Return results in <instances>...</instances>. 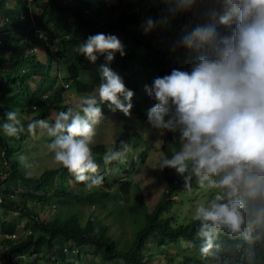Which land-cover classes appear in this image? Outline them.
<instances>
[{
    "label": "trees",
    "instance_id": "trees-1",
    "mask_svg": "<svg viewBox=\"0 0 264 264\" xmlns=\"http://www.w3.org/2000/svg\"><path fill=\"white\" fill-rule=\"evenodd\" d=\"M38 2L17 0L13 5L0 0V231L4 235L21 233L17 239L0 242V258L4 257L7 264H264L260 228L254 234H260L261 240L252 246L222 231L210 251H218L222 242L227 251L211 258L202 255L209 258L206 260L198 258L204 241L197 235L195 208L183 223H175L169 211L176 202L173 195L185 191L184 177L174 168L161 171L163 189L147 209L139 184L131 181L132 167L144 162L147 155L145 146L122 173L113 171L118 161L109 163L112 175L100 172L103 183L93 188L77 182L60 165L32 176L16 159L29 135V121L67 110L60 102L62 91L58 92L57 82L64 83L72 94L89 95L102 83L101 65L107 64L135 96L145 81L151 86L156 77L170 74L174 68L190 70L196 53L184 45V40L197 27H213L220 36L231 34V29L220 23L223 5L216 0H196L184 10L160 0H45L42 11L36 13ZM48 23L51 25L46 27ZM98 33L116 36L124 54L117 51L108 62L106 55L97 53V60L91 62L75 51L77 45ZM39 47L44 50V62L34 52ZM71 56L76 62L65 64V71L58 76V66ZM31 80L37 83L34 90ZM46 95L51 97L41 100ZM134 96L131 114L142 119L141 105ZM40 101L45 107L36 111L34 105ZM101 108L103 112L108 106ZM10 111L17 112L24 125V132L18 136H8L2 127L9 122ZM112 113L124 114L119 110ZM114 137L113 150L128 140L126 131H114ZM176 141H180L179 131L166 133L160 144L162 159L171 158L170 149ZM91 148L93 155L103 159L105 143H93ZM82 204L96 205L115 223L127 221L131 239L127 242L117 236L112 223L102 216L89 213L83 222L74 212ZM255 245L261 249H253L250 260L245 254ZM166 248L174 249L173 253L159 260L155 255ZM50 251L56 254L55 259H51ZM87 253L93 258L86 259Z\"/></svg>",
    "mask_w": 264,
    "mask_h": 264
},
{
    "label": "clouds",
    "instance_id": "clouds-1",
    "mask_svg": "<svg viewBox=\"0 0 264 264\" xmlns=\"http://www.w3.org/2000/svg\"><path fill=\"white\" fill-rule=\"evenodd\" d=\"M160 2L187 10L196 0ZM216 2L224 8L220 23L228 26L231 34L220 36L213 27H197L184 40L196 53L190 70L174 68L170 74L156 77L150 88L145 86L155 101L147 112L149 124L162 133H180V141L170 149L171 158L161 159L158 168L176 169L188 191L193 179L200 188L217 190L214 198L197 205L193 214L199 222L197 235L204 241L200 260L227 251L224 242L218 251H210L222 231L249 246L261 240L260 234H254L257 228L264 234V0ZM75 51L91 62L97 60V53L106 55L108 62L117 51L124 54L120 40L104 33L89 36ZM101 76L102 83L94 93L80 97L75 107L59 111L51 121L36 119L27 124L31 135L39 129L53 138L47 149L54 161L88 188L99 187L104 179L98 174L99 164L91 148L96 126L103 119L101 106L106 104L125 116L131 115L133 107L134 92L118 73L104 64ZM18 116L15 111L7 113L9 122L2 127L8 136L24 132ZM122 144L121 150L104 154L106 165L125 161L131 148ZM178 146L179 151L173 153ZM19 236L20 232L4 235L0 231V242ZM253 249L261 248L255 245L245 255L250 256Z\"/></svg>",
    "mask_w": 264,
    "mask_h": 264
},
{
    "label": "rangeland",
    "instance_id": "rangeland-1",
    "mask_svg": "<svg viewBox=\"0 0 264 264\" xmlns=\"http://www.w3.org/2000/svg\"><path fill=\"white\" fill-rule=\"evenodd\" d=\"M17 0H7V3H13L16 4ZM45 0H39L36 6H34V11L36 13H40L43 9V4ZM107 3H115L116 0H106ZM134 1V0H132ZM48 26L51 25V23L46 24ZM55 47H53L54 49ZM36 53V56L39 60L44 62V50L42 47H39L38 49H35L34 51ZM70 62H76V59L71 56L68 59H66L63 64H60L58 66V76L62 72L65 71V64H68ZM56 66V65H55ZM54 71H51V76H53ZM87 73H89L87 71ZM55 74L57 75V66ZM39 79L40 77L37 76ZM145 79V78H144ZM37 80V79H35ZM34 80L30 81V88L34 90L36 88V82H33ZM61 84V88H60ZM58 92L62 91L61 93V103L62 105H65L67 107H75V105L78 103L80 97L87 96V95H78V94H72L73 92L69 91L67 88H65L66 85L61 82L56 83ZM145 86H148L147 82H143L139 85V90L135 94L134 98L136 97L138 102L141 105V110L143 111V118L142 119H136L132 114L130 116H125L124 114L121 116L115 115L112 113L111 110H108L109 108L105 109L103 111V119L100 124L96 126V136L94 138L93 143L103 142L105 143V149L102 150L105 154L106 152L112 151L115 149L114 142V131H126L127 132V143L131 151L128 152L127 157L123 163L119 162L118 166L114 167V170L116 173H122L123 170L127 169L130 162L132 160H136L138 156V152L141 150L143 146L148 148L147 155L145 157L144 162L139 163L136 162V164L131 169V181H136L139 184L142 199L144 201V204L146 205L147 209H151L153 204L158 199L163 186H164V180L162 175V170L158 168L159 161L162 159V154L160 151V144L166 135L167 132L162 133L160 130H157L153 128L147 118V112L148 110L154 105L155 101L151 99L146 90ZM51 96H44L41 100H48ZM50 101V100H49ZM45 107V104L41 101L34 105V108L36 111H41ZM49 116H40V119H47L49 121L53 120L56 112H51ZM53 138H50L47 136L45 132H42L41 130L37 129L36 135L33 136L29 133L24 148L19 151L16 154V159L20 161L22 167L24 168V171L27 174H31L32 176H36L39 173H41L45 168L57 166V164L53 159V154L50 153L47 149V145L51 142ZM178 143V141L174 142L173 146ZM122 145L120 146V149H122ZM181 146L174 147L173 153L176 151H179ZM95 161L99 164V173L100 172H106V175L110 176L109 171V165L105 164L103 159H100L101 156L93 155ZM24 157L25 159L22 161L20 158ZM98 173V174H99ZM69 181V182H68ZM67 183L71 184L72 179L68 178ZM217 194L216 189H207V188H200L196 184V181L194 180L192 182V189L191 191H188L185 189V191L178 192L174 195V200L176 201L175 204L170 208V213L173 216V220L175 223H183L186 221L188 214H193V209L196 208L197 205L201 203H206L210 199L214 198V196ZM74 212L76 214L81 215V219L84 222L86 220L87 214H96L99 216L104 217V220L106 222H110L113 225V228L115 230L116 235L119 236L121 239L126 240L127 242L131 239L132 234L130 232V228L128 226L127 221H124L122 224L115 223L112 221V219L109 216H106L103 211L100 210L99 207L96 205H78L76 208H74ZM184 246H187V242H183ZM182 245V247H184ZM192 247V242L190 245ZM174 249L166 248L161 253L162 254H156V257H159V260H161L163 257L165 259H168L169 255L166 254H172ZM165 255V256H163ZM181 255V254H178ZM50 257L51 259H55L56 254L53 251H50ZM86 259H92L93 254L87 253L85 256ZM88 260V261H89ZM44 262V261H43ZM0 263L7 264L5 258H0ZM44 264V263H42ZM86 264V263H85Z\"/></svg>",
    "mask_w": 264,
    "mask_h": 264
},
{
    "label": "built area",
    "instance_id": "built-area-1",
    "mask_svg": "<svg viewBox=\"0 0 264 264\" xmlns=\"http://www.w3.org/2000/svg\"><path fill=\"white\" fill-rule=\"evenodd\" d=\"M28 1H32V0H28Z\"/></svg>",
    "mask_w": 264,
    "mask_h": 264
}]
</instances>
